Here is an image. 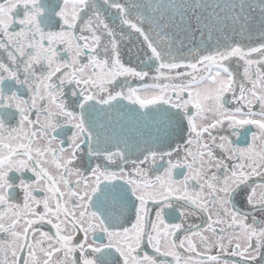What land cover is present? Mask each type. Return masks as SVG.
<instances>
[{
	"label": "snow or ice",
	"instance_id": "1",
	"mask_svg": "<svg viewBox=\"0 0 264 264\" xmlns=\"http://www.w3.org/2000/svg\"><path fill=\"white\" fill-rule=\"evenodd\" d=\"M0 264H264V0H0Z\"/></svg>",
	"mask_w": 264,
	"mask_h": 264
}]
</instances>
